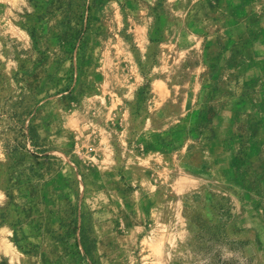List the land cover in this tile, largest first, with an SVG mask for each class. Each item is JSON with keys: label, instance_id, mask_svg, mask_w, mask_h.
I'll list each match as a JSON object with an SVG mask.
<instances>
[{"label": "rangeland", "instance_id": "374dc122", "mask_svg": "<svg viewBox=\"0 0 264 264\" xmlns=\"http://www.w3.org/2000/svg\"><path fill=\"white\" fill-rule=\"evenodd\" d=\"M162 79L160 132H193L189 105L224 112L237 165L255 143L264 169V0H0V264H264L233 182L174 194L168 174L149 196L126 180Z\"/></svg>", "mask_w": 264, "mask_h": 264}, {"label": "crops", "instance_id": "0c3cea01", "mask_svg": "<svg viewBox=\"0 0 264 264\" xmlns=\"http://www.w3.org/2000/svg\"><path fill=\"white\" fill-rule=\"evenodd\" d=\"M154 84L155 87H153L152 91L154 96L148 104L149 112L145 123L147 130L140 139L146 151L132 157L127 165L124 163L126 167H124L123 174L126 176V180H130L129 183L133 184L135 180L139 182L141 176L144 175L140 181L142 182V187L139 189L142 194H148L149 196H152L149 192L150 190L157 192L161 189L158 183L163 180L162 177L165 178L168 174V178H170V174L172 175L169 182L172 184V192L174 194L195 189L200 191L199 189L206 186L204 183L207 182L208 185H219L222 189L229 180L241 192V196L236 200L238 213L234 223H237L240 227L251 226L253 223L261 224L258 228H261L264 233V224L262 225L264 223V169L257 168V165L263 167L262 161L259 160L258 156L260 154L259 146L255 143L250 144L247 149L245 165L238 166L232 155L234 153V150H232L233 146L230 145L232 137L226 130L229 126L228 116L224 112L214 113L213 117L206 123V109L202 105L197 108H193L192 105L190 108L189 105V109L192 110L189 113V115H192L191 121L185 123L184 126L187 127L194 119L193 132L191 130L185 131L178 125L176 133L178 137L170 134L165 136L160 132L162 131L161 128H163L161 127L162 124L158 122L163 117H166L165 102L169 98V93L163 79L155 81ZM174 102L167 103V106L172 105L173 108L178 110L176 116L179 117L183 107L178 102L176 103L178 104L177 107H174L176 105ZM200 124H202L203 130L208 125L211 130L210 133H203L205 137L202 136L198 140V136L202 135V130H198ZM232 142L237 147V140ZM180 149L188 153L193 151L194 154H200L201 159L195 158L191 164H185L182 153L178 151ZM102 163L103 165L97 171L99 174L106 173L107 170H110L109 175L116 173L115 170L119 163L114 160L113 152L106 158V162L103 160ZM246 166L250 169L249 179L247 180L243 177ZM152 176L153 178H151ZM145 183L147 185H144ZM104 188L101 187L100 189ZM121 189L124 188L118 184L116 190L119 194V199L124 201L131 200L136 202L138 206L144 205L145 202L140 197H138L139 201H134L132 199L133 194L127 197L124 194L120 195ZM114 199V196L112 198L104 197L102 203L108 202L110 204ZM157 205L163 206L158 201L155 207Z\"/></svg>", "mask_w": 264, "mask_h": 264}, {"label": "trees", "instance_id": "16d2710c", "mask_svg": "<svg viewBox=\"0 0 264 264\" xmlns=\"http://www.w3.org/2000/svg\"><path fill=\"white\" fill-rule=\"evenodd\" d=\"M30 130L32 132V135L38 136L37 130L33 126H30Z\"/></svg>", "mask_w": 264, "mask_h": 264}]
</instances>
